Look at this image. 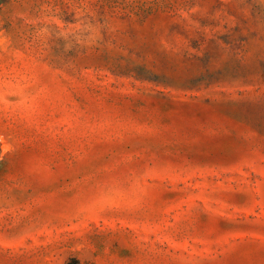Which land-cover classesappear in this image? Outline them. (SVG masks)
<instances>
[{
	"label": "rangeland",
	"instance_id": "obj_1",
	"mask_svg": "<svg viewBox=\"0 0 264 264\" xmlns=\"http://www.w3.org/2000/svg\"><path fill=\"white\" fill-rule=\"evenodd\" d=\"M0 264H264V0H0Z\"/></svg>",
	"mask_w": 264,
	"mask_h": 264
}]
</instances>
